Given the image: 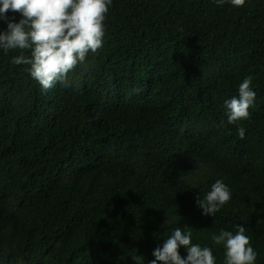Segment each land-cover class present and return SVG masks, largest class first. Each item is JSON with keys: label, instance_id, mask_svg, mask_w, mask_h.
Wrapping results in <instances>:
<instances>
[{"label": "trees", "instance_id": "1", "mask_svg": "<svg viewBox=\"0 0 264 264\" xmlns=\"http://www.w3.org/2000/svg\"><path fill=\"white\" fill-rule=\"evenodd\" d=\"M20 52H0V264H147L175 227L223 264L211 235L235 225L264 264V0H112L102 47L47 91ZM217 179L231 199L205 216Z\"/></svg>", "mask_w": 264, "mask_h": 264}, {"label": "clouds", "instance_id": "2", "mask_svg": "<svg viewBox=\"0 0 264 264\" xmlns=\"http://www.w3.org/2000/svg\"><path fill=\"white\" fill-rule=\"evenodd\" d=\"M240 6L245 0H214L218 6L225 3ZM112 0H0V21L6 27L0 29V52L20 49L13 56L14 64H27L30 77L40 85L42 91L52 88L57 82L66 80L77 66L83 65L87 55L102 47L104 19ZM11 10L19 14L9 17ZM23 50H28L25 56ZM256 92L252 87V76L242 78L237 95L223 101L228 124L246 119L248 108L254 103ZM241 138L245 129L238 127ZM231 191L222 179L215 180L201 197L197 194V207L202 214L212 216L230 199ZM211 241L223 249V264H255L257 251L250 243L243 225L233 230L219 229L213 232ZM183 247L186 255L179 249ZM153 259L147 264H216L212 247L192 242L190 227L171 229L162 244L155 247ZM134 264H145L144 257H132Z\"/></svg>", "mask_w": 264, "mask_h": 264}]
</instances>
